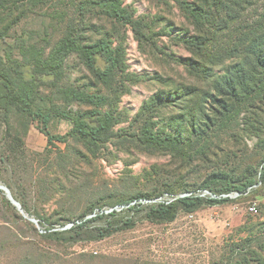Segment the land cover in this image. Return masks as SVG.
Returning a JSON list of instances; mask_svg holds the SVG:
<instances>
[{"label": "trees", "instance_id": "1", "mask_svg": "<svg viewBox=\"0 0 264 264\" xmlns=\"http://www.w3.org/2000/svg\"><path fill=\"white\" fill-rule=\"evenodd\" d=\"M66 1L0 0V182L24 213L32 214L25 182L31 158L26 137L34 124L50 145L59 142L69 148L74 142L97 159L113 147L169 157L168 165L153 168L168 172L160 182L164 192L197 187L216 193L245 192L264 184V0H172L195 30L183 40L191 57L176 60L190 80L155 95L140 109L130 131L121 132L116 131L122 123L116 105L128 90L126 51L109 34L86 39V14L110 21L113 37H121V27H130L138 42L148 45L152 40L142 20L135 19L121 0ZM68 8L77 13L75 21L69 19ZM32 16L42 19L37 29L27 27ZM61 24L66 26L63 32ZM73 57L99 90L67 83ZM173 104L180 113L163 117V110ZM54 121L69 123L71 130L53 135ZM247 140H256L254 147ZM57 159L66 162L70 156ZM3 202L0 221L7 235L0 251L11 247L12 239H20L9 225L24 222L11 201ZM205 203L185 199L153 208L147 217L171 223L181 212L196 213ZM82 231L77 227L43 237L65 241L66 235L79 238ZM253 243L246 238L231 248L235 264L256 260ZM36 254L20 264H47V253Z\"/></svg>", "mask_w": 264, "mask_h": 264}, {"label": "rangeland", "instance_id": "2", "mask_svg": "<svg viewBox=\"0 0 264 264\" xmlns=\"http://www.w3.org/2000/svg\"><path fill=\"white\" fill-rule=\"evenodd\" d=\"M121 1L135 19L142 20L152 44L138 42L130 27H121V37H113L110 21L95 14L93 17L86 14L84 22L86 39H101L109 34L126 51L128 90L116 105L122 117L118 132L130 131L140 109L155 95H165L177 84L190 80L176 60L191 57L183 40L195 33L187 16L172 0ZM68 9L69 19L75 21L77 13ZM41 21V17L32 16L27 27L37 29ZM65 28L61 24L62 32ZM67 75L70 85L91 92L99 90L75 57L68 62ZM179 113L173 104L163 110L162 116L169 118ZM70 130L67 122L54 121L50 127L53 135H66ZM247 142L254 147L256 140ZM69 146L59 142L50 145L37 124L31 127L26 137L31 158L26 162L29 176L25 189L32 214L22 213L13 204L24 222L9 225L20 239L15 238L18 242L12 239V246L0 251V264H20L27 255L36 253H47L44 257L47 264H235L237 257L230 250L246 238L254 242L256 254L253 256L256 260L250 264H264V184L236 199H199L206 203L198 212H181L174 222L158 223L149 220L147 214L163 203L145 201L174 194L160 189V182L168 174L160 168L170 163L169 157L113 147L110 153L97 159L79 144L71 142ZM61 154L70 159L66 162L57 159ZM21 166L25 167L23 163ZM156 166L160 168L154 170ZM0 186L6 187L2 182ZM198 189L207 188L189 191ZM155 191L159 192L152 195ZM182 192L185 191L176 193ZM3 200L9 198L0 189V217L5 210ZM253 205L257 206L256 214L249 211ZM116 207L118 210L109 215L103 212ZM69 223L76 225L66 231H54L57 226ZM1 227L0 221V242L7 235ZM77 227L83 230L79 238L66 235L65 241H53L43 237Z\"/></svg>", "mask_w": 264, "mask_h": 264}, {"label": "built area", "instance_id": "3", "mask_svg": "<svg viewBox=\"0 0 264 264\" xmlns=\"http://www.w3.org/2000/svg\"><path fill=\"white\" fill-rule=\"evenodd\" d=\"M261 186V183L254 185L250 188H248L245 192H239V191H232V192H227V193H216L213 192L210 189H198V190H192V191H185L182 193H174V194H166L165 199L164 197L158 198V199H154V200H150V201H145V203H163L161 205H165V206H169L172 205L176 202H179L181 200H185V199H214V200H222V199H228V198H238L241 196H245L249 193H251L254 189L258 188ZM158 205V206H161ZM119 207L116 208H111V209H106L105 212L106 214H111L113 213L115 210H118ZM249 211L251 213H257L258 209L256 205H253L249 208ZM193 216V214L191 215ZM81 221H78V223H80ZM76 225V223H69L65 226H57L56 229H54V231H66L71 229L72 227H74ZM44 232V231H43Z\"/></svg>", "mask_w": 264, "mask_h": 264}, {"label": "water", "instance_id": "4", "mask_svg": "<svg viewBox=\"0 0 264 264\" xmlns=\"http://www.w3.org/2000/svg\"><path fill=\"white\" fill-rule=\"evenodd\" d=\"M0 189L4 190L7 193L8 198L12 202V204H14L22 213H24V211L21 208V205L12 197L9 189L4 186H0Z\"/></svg>", "mask_w": 264, "mask_h": 264}]
</instances>
